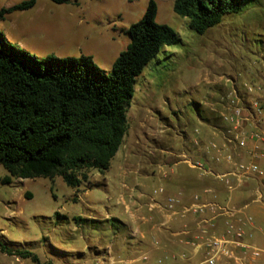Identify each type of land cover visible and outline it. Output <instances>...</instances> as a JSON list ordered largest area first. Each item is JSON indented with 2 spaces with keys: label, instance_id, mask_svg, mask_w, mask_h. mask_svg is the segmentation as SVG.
<instances>
[{
  "label": "rangeland",
  "instance_id": "374dc122",
  "mask_svg": "<svg viewBox=\"0 0 264 264\" xmlns=\"http://www.w3.org/2000/svg\"><path fill=\"white\" fill-rule=\"evenodd\" d=\"M25 1L28 0H0V10ZM149 2L72 0L58 5L50 0H36L33 9L15 12L16 26L9 15L0 24L5 25L11 43L38 59L91 56L101 69L110 73L115 60L130 43L128 29L143 18ZM155 2L157 23L176 30L181 42L165 46L137 79L136 93L128 110L129 129L120 148L132 169L133 163L148 165L152 160L156 146L152 134L164 135L162 129L155 127L149 111L160 108L163 117L174 125L187 124L186 117L175 116L172 108L183 104L188 116L195 118L187 102L195 98L189 96V92L197 82L199 71L214 69L215 63L232 51H254L264 46V39L254 36L264 32V0L247 2L240 14L226 15L219 26L204 35L190 28L189 18L174 12L175 0ZM162 140L164 144L165 138ZM155 152L158 157L164 154L160 150ZM90 176L91 179L97 177L99 172L91 171ZM6 177L11 179L10 184H3ZM103 178L113 180L112 191L105 188ZM103 178L92 180L91 187L84 184L72 188L61 177L54 180L11 178L0 165V237L10 248L38 255L44 264L103 260L99 246L94 247L100 244L102 236L110 233L101 229L103 219L109 213L124 216L121 206L117 205L119 191L124 190L122 180L115 177L111 169ZM141 178L136 176L129 182L135 196L140 194ZM157 189L153 186L146 191L153 194ZM27 193L33 197L27 198ZM0 264L34 263L0 252Z\"/></svg>",
  "mask_w": 264,
  "mask_h": 264
},
{
  "label": "trees",
  "instance_id": "16d2710c",
  "mask_svg": "<svg viewBox=\"0 0 264 264\" xmlns=\"http://www.w3.org/2000/svg\"><path fill=\"white\" fill-rule=\"evenodd\" d=\"M50 1L64 5L72 0ZM249 1L175 0L174 12L204 35L226 15L240 14ZM35 5L36 0H28L2 9L0 21ZM157 14V3L150 0L143 18L128 29L130 43L110 73L91 56L38 59L0 30V165L11 178L61 177L69 187L80 188L91 171L109 170L129 129L137 79L165 46L181 42L176 30L157 23ZM0 252L44 264L29 250L8 247L1 237Z\"/></svg>",
  "mask_w": 264,
  "mask_h": 264
},
{
  "label": "crops",
  "instance_id": "0c3cea01",
  "mask_svg": "<svg viewBox=\"0 0 264 264\" xmlns=\"http://www.w3.org/2000/svg\"><path fill=\"white\" fill-rule=\"evenodd\" d=\"M14 14L9 16L16 26L18 17ZM5 29L1 23L0 30L10 39ZM254 36L263 40L264 32ZM215 64L214 69L199 71L197 82L189 92V96L195 97L187 102L189 107L192 106L195 118L188 116L183 104L172 108L175 116L186 117L187 124L180 122L178 126L174 125L163 117L160 108L149 111L155 127L166 135L152 134L156 146L148 165L133 163L132 169L121 150L112 160L109 170L122 180L124 189L117 196V205L121 206L124 216L109 213L103 219L101 229L110 233L102 236L100 244L94 247L99 246L105 264H206L205 249L200 247L205 238L199 226L202 216L182 212L185 206L196 202L194 197L197 195L201 196L202 202L217 201L229 208L240 209L245 217L252 219L247 228L252 236L247 237V241L262 254L258 258L241 250L238 254L246 255V264H264V160L260 162L261 174L243 183L233 181L232 188L222 178L231 169L225 155L233 154L236 161L248 162L249 152L255 145V141L249 140L246 147L240 148L229 141L228 127L222 114L229 104L233 88L239 90L247 108L243 129L264 133V46L254 51H232ZM245 83L253 85L256 90L247 93L243 88ZM255 101L261 106L260 113L254 107ZM163 138L166 140L164 144L161 143ZM213 144L218 145L222 152L214 150ZM155 150L164 154L158 157ZM195 164H200L202 169L194 167ZM104 173L99 172V176L92 179L90 176L86 185L91 187L92 180L103 178ZM136 176L142 177L137 196L132 190L134 188H129V182ZM103 180L108 191L115 188L113 180ZM153 186L166 191L155 197V203L153 194L146 191ZM168 197L180 200L175 212L167 207ZM211 215V212H206L203 217ZM223 231V219H218L214 226L208 225V235L219 236Z\"/></svg>",
  "mask_w": 264,
  "mask_h": 264
},
{
  "label": "built area",
  "instance_id": "2783aa9c",
  "mask_svg": "<svg viewBox=\"0 0 264 264\" xmlns=\"http://www.w3.org/2000/svg\"><path fill=\"white\" fill-rule=\"evenodd\" d=\"M243 88L247 93H253L256 90L249 83H245ZM229 99V104L225 107L222 114L223 121L228 127L227 135L230 136L229 141L237 144L240 148L246 147L249 140L255 141L254 147L249 152L250 160L248 162L236 161L233 154H227L224 157L228 164L231 165V169L222 178L225 184L229 188H232L233 181L243 183L263 172L260 162L264 160V133L261 130L260 133L259 131L247 132L243 129L244 123L247 120L245 114L247 108L237 88L232 89ZM254 107L256 111L261 112V106L257 101L254 102ZM212 148L219 153L222 152L216 144H213ZM194 167L202 169L200 164H195ZM165 192L164 188L155 190L152 195L153 203L156 202L155 197L165 194ZM194 199L196 202L190 206H185L182 212L184 214L195 213L196 215L202 216L199 220V226L205 238L200 247L205 249L206 264H246V255L238 254L239 250L244 254L250 253L253 258L261 256L262 251L247 241V237L252 236L247 229L252 223L251 218L245 217L240 209L229 208L221 205L217 201L202 202L200 195L195 196ZM179 204V198H167V207L170 211L175 212ZM206 212H211L212 215L203 217ZM218 219L224 220L223 233L219 236L208 235V225L214 226ZM104 262V259H97L92 263L80 264H105Z\"/></svg>",
  "mask_w": 264,
  "mask_h": 264
}]
</instances>
